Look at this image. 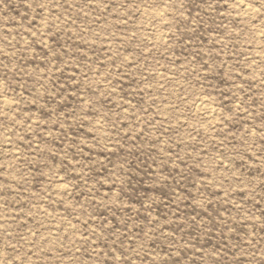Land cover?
Listing matches in <instances>:
<instances>
[{
	"label": "rangeland",
	"instance_id": "1",
	"mask_svg": "<svg viewBox=\"0 0 264 264\" xmlns=\"http://www.w3.org/2000/svg\"><path fill=\"white\" fill-rule=\"evenodd\" d=\"M0 264H264V0H0Z\"/></svg>",
	"mask_w": 264,
	"mask_h": 264
},
{
	"label": "bare ground",
	"instance_id": "2",
	"mask_svg": "<svg viewBox=\"0 0 264 264\" xmlns=\"http://www.w3.org/2000/svg\"><path fill=\"white\" fill-rule=\"evenodd\" d=\"M241 5H242V4H241ZM243 7H244L245 11H247V12L249 13V8H248L249 6H247V5H243ZM196 105H197V104H196ZM200 105H201V108H202V109H204V110H206V111H208V112L210 111V110H209V106H208L207 104H205V103H201ZM210 105H211V104H210ZM197 110H198V109H197ZM59 183H61V182H59Z\"/></svg>",
	"mask_w": 264,
	"mask_h": 264
}]
</instances>
